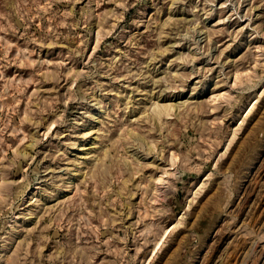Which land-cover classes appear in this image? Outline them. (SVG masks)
<instances>
[{
  "label": "rangeland",
  "instance_id": "rangeland-1",
  "mask_svg": "<svg viewBox=\"0 0 264 264\" xmlns=\"http://www.w3.org/2000/svg\"><path fill=\"white\" fill-rule=\"evenodd\" d=\"M0 264H264V0H0Z\"/></svg>",
  "mask_w": 264,
  "mask_h": 264
},
{
  "label": "bare ground",
  "instance_id": "bare-ground-1",
  "mask_svg": "<svg viewBox=\"0 0 264 264\" xmlns=\"http://www.w3.org/2000/svg\"><path fill=\"white\" fill-rule=\"evenodd\" d=\"M159 108V107H158ZM159 110V109H158ZM159 113H160V111H159Z\"/></svg>",
  "mask_w": 264,
  "mask_h": 264
}]
</instances>
